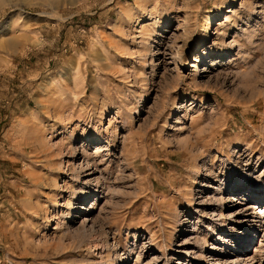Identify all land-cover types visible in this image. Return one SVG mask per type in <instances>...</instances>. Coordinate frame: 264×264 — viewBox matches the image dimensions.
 I'll return each instance as SVG.
<instances>
[{"label": "rangeland", "instance_id": "374dc122", "mask_svg": "<svg viewBox=\"0 0 264 264\" xmlns=\"http://www.w3.org/2000/svg\"><path fill=\"white\" fill-rule=\"evenodd\" d=\"M0 264H264V0H0Z\"/></svg>", "mask_w": 264, "mask_h": 264}, {"label": "bare ground", "instance_id": "6f19581e", "mask_svg": "<svg viewBox=\"0 0 264 264\" xmlns=\"http://www.w3.org/2000/svg\"><path fill=\"white\" fill-rule=\"evenodd\" d=\"M185 22V21H184ZM186 24V23H185ZM184 25V24H183ZM179 28H180V26H179ZM76 136H74V138H75ZM72 139V140H75V139ZM89 139V138H88ZM88 142H90V143H93V144H102L101 143V141L99 140V139H92L91 141H88ZM75 156H76V149H75ZM231 187V186H230ZM232 188V187H231ZM235 188V187H234ZM237 189V188H236ZM250 236H251V238H253L254 237V235L252 234V235H248V237H249V239H250ZM248 239V240H249Z\"/></svg>", "mask_w": 264, "mask_h": 264}]
</instances>
